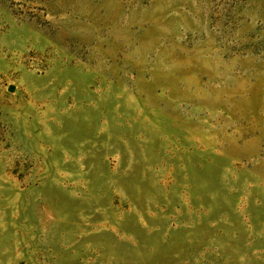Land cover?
<instances>
[{
  "label": "rangeland",
  "instance_id": "rangeland-1",
  "mask_svg": "<svg viewBox=\"0 0 264 264\" xmlns=\"http://www.w3.org/2000/svg\"><path fill=\"white\" fill-rule=\"evenodd\" d=\"M0 264H264V0H0Z\"/></svg>",
  "mask_w": 264,
  "mask_h": 264
},
{
  "label": "water",
  "instance_id": "water-1",
  "mask_svg": "<svg viewBox=\"0 0 264 264\" xmlns=\"http://www.w3.org/2000/svg\"><path fill=\"white\" fill-rule=\"evenodd\" d=\"M10 89H12V87H10Z\"/></svg>",
  "mask_w": 264,
  "mask_h": 264
}]
</instances>
